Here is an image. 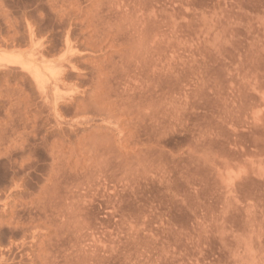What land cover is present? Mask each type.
I'll return each mask as SVG.
<instances>
[{
  "label": "rangeland",
  "instance_id": "rangeland-1",
  "mask_svg": "<svg viewBox=\"0 0 264 264\" xmlns=\"http://www.w3.org/2000/svg\"><path fill=\"white\" fill-rule=\"evenodd\" d=\"M0 264H264V0H0Z\"/></svg>",
  "mask_w": 264,
  "mask_h": 264
},
{
  "label": "bare ground",
  "instance_id": "bare-ground-1",
  "mask_svg": "<svg viewBox=\"0 0 264 264\" xmlns=\"http://www.w3.org/2000/svg\"><path fill=\"white\" fill-rule=\"evenodd\" d=\"M20 61L21 60H19L18 57L13 56L12 54L11 55H9V53L8 54H6V53L0 54V65L9 66V67L10 66H15V67L20 66L21 69H23L24 71H27L29 74H31L33 76V79L39 84L38 86H40L41 85L40 84V76L37 74L38 70H33V69L31 70L29 68V66L22 65Z\"/></svg>",
  "mask_w": 264,
  "mask_h": 264
}]
</instances>
